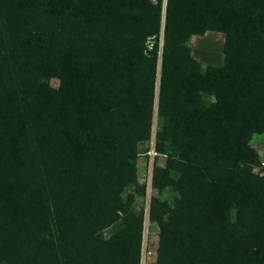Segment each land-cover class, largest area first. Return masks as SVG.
Masks as SVG:
<instances>
[{
  "label": "trees",
  "instance_id": "1",
  "mask_svg": "<svg viewBox=\"0 0 264 264\" xmlns=\"http://www.w3.org/2000/svg\"><path fill=\"white\" fill-rule=\"evenodd\" d=\"M155 98L156 264H264V0H0V264H140Z\"/></svg>",
  "mask_w": 264,
  "mask_h": 264
},
{
  "label": "rangeland",
  "instance_id": "2",
  "mask_svg": "<svg viewBox=\"0 0 264 264\" xmlns=\"http://www.w3.org/2000/svg\"><path fill=\"white\" fill-rule=\"evenodd\" d=\"M192 55L203 65H220L223 60V47H224V35L215 31L206 32L201 36H193L189 42ZM162 46V34L160 36L159 47ZM159 81V71L157 72V84ZM54 87L58 86V80L52 78L50 81ZM203 99L206 103H211L213 97L209 94H203ZM160 125V117L157 113V98L154 101L151 133L149 140L141 142L138 147L137 158V178L138 181L145 185L146 192L143 197L136 196L133 202V208L136 211L143 210L144 214V228H143V240L141 248V260L140 264H156V250L158 245V227L152 224L148 218L150 197L157 194V191L152 189V173L154 163L163 165L165 162L164 156H153V153L148 151L151 146L155 144V133ZM252 144L260 153L261 166L255 167L254 170L264 173V133L255 135L252 139ZM133 192V188L130 187L124 192L126 197L128 193ZM165 197L171 198L174 194L171 189H167L164 193Z\"/></svg>",
  "mask_w": 264,
  "mask_h": 264
},
{
  "label": "built area",
  "instance_id": "3",
  "mask_svg": "<svg viewBox=\"0 0 264 264\" xmlns=\"http://www.w3.org/2000/svg\"><path fill=\"white\" fill-rule=\"evenodd\" d=\"M149 152H150V153L152 152V153H153V156L157 154L156 151H155V149H154V146H151V147H150V150L148 151V153H149Z\"/></svg>",
  "mask_w": 264,
  "mask_h": 264
}]
</instances>
